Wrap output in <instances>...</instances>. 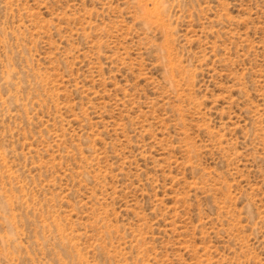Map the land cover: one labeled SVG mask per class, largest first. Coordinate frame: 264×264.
<instances>
[{
	"label": "rangeland",
	"instance_id": "rangeland-1",
	"mask_svg": "<svg viewBox=\"0 0 264 264\" xmlns=\"http://www.w3.org/2000/svg\"><path fill=\"white\" fill-rule=\"evenodd\" d=\"M0 264H264V0H0Z\"/></svg>",
	"mask_w": 264,
	"mask_h": 264
}]
</instances>
